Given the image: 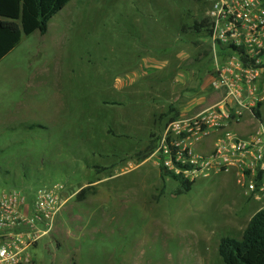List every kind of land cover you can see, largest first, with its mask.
I'll list each match as a JSON object with an SVG mask.
<instances>
[{"label": "rangeland", "instance_id": "1", "mask_svg": "<svg viewBox=\"0 0 264 264\" xmlns=\"http://www.w3.org/2000/svg\"><path fill=\"white\" fill-rule=\"evenodd\" d=\"M207 11V0H72L0 62V188L87 185L31 250L34 264H224L220 240H240L264 208L235 169L177 195L160 172L167 125L212 104L195 26Z\"/></svg>", "mask_w": 264, "mask_h": 264}, {"label": "built area", "instance_id": "2", "mask_svg": "<svg viewBox=\"0 0 264 264\" xmlns=\"http://www.w3.org/2000/svg\"><path fill=\"white\" fill-rule=\"evenodd\" d=\"M213 58L212 104L199 114L170 122L161 146V165L192 182L213 169H235L243 193L264 198V0H207ZM244 115L253 131L239 136L228 126ZM216 135L211 153L198 144ZM75 187L60 182L33 195L0 188V264H33L31 250L51 241L53 223Z\"/></svg>", "mask_w": 264, "mask_h": 264}, {"label": "trees", "instance_id": "3", "mask_svg": "<svg viewBox=\"0 0 264 264\" xmlns=\"http://www.w3.org/2000/svg\"><path fill=\"white\" fill-rule=\"evenodd\" d=\"M71 1L0 0V62L20 45L23 37L35 33L45 35L49 22ZM195 26L208 39L209 61L212 64L213 78V58L210 45L211 22L205 18ZM258 110L259 108L256 109L257 115ZM155 149L154 146L147 148L139 163L148 159ZM160 172L163 177L167 176L179 184L180 189L175 192V195L186 190L187 182L181 176L167 171L162 165ZM87 192H93V189L82 192L77 195V198L82 199ZM218 255L224 264H264V208L252 216L240 240L229 237L220 240Z\"/></svg>", "mask_w": 264, "mask_h": 264}, {"label": "crops", "instance_id": "4", "mask_svg": "<svg viewBox=\"0 0 264 264\" xmlns=\"http://www.w3.org/2000/svg\"><path fill=\"white\" fill-rule=\"evenodd\" d=\"M208 107H210V105L205 107V108H203L202 110L198 111L196 114L201 113L202 111L206 110ZM262 109H263V106H261L259 108V110H258L259 111V114H258L259 116L258 115L257 116L259 117V119L262 116V114H261ZM244 117H246V119L243 120ZM255 126L256 125H255L254 120L249 115H244L240 119L239 122L231 123L228 126V128L230 130L234 131L235 133H237L239 136L245 137V136L249 135L253 131ZM215 140H216V136H215V139H214V137L211 138V136L207 137L206 140L204 139V141H202L201 143L198 144V147H197L198 150H199V147H200V149H201V151L203 153L209 152L210 150H212Z\"/></svg>", "mask_w": 264, "mask_h": 264}, {"label": "bare ground", "instance_id": "5", "mask_svg": "<svg viewBox=\"0 0 264 264\" xmlns=\"http://www.w3.org/2000/svg\"><path fill=\"white\" fill-rule=\"evenodd\" d=\"M86 188H87V185L81 183V184H78V186L75 187V190L80 192V191H83Z\"/></svg>", "mask_w": 264, "mask_h": 264}]
</instances>
